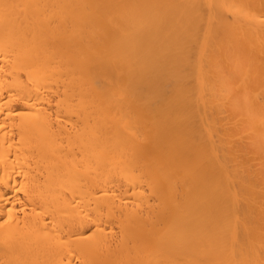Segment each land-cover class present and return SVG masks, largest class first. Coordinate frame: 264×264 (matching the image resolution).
Listing matches in <instances>:
<instances>
[{"label":"bare ground","instance_id":"obj_1","mask_svg":"<svg viewBox=\"0 0 264 264\" xmlns=\"http://www.w3.org/2000/svg\"><path fill=\"white\" fill-rule=\"evenodd\" d=\"M0 264H264V0H0Z\"/></svg>","mask_w":264,"mask_h":264}]
</instances>
